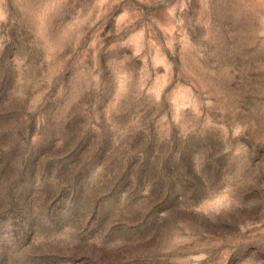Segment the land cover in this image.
<instances>
[{
    "label": "rangeland",
    "instance_id": "1",
    "mask_svg": "<svg viewBox=\"0 0 264 264\" xmlns=\"http://www.w3.org/2000/svg\"><path fill=\"white\" fill-rule=\"evenodd\" d=\"M0 264H264V0H0Z\"/></svg>",
    "mask_w": 264,
    "mask_h": 264
}]
</instances>
